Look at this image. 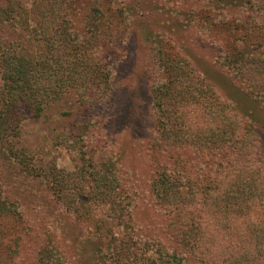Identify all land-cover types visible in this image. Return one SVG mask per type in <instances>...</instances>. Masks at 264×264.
<instances>
[{
  "label": "rangeland",
  "instance_id": "obj_1",
  "mask_svg": "<svg viewBox=\"0 0 264 264\" xmlns=\"http://www.w3.org/2000/svg\"><path fill=\"white\" fill-rule=\"evenodd\" d=\"M95 1L80 0L76 6L80 37L90 36L85 21ZM99 1L107 8L112 0ZM121 2L124 12L112 36L94 45L96 56L111 74L106 95L80 106L78 97L68 93L40 119L22 122L13 144L38 175L29 174L25 164L0 149V264H41L40 250L50 244L44 226L53 220L56 209L47 208L54 195L44 178L53 166L74 172L83 166L84 158L112 162L130 202L136 243L142 249L160 247L170 253L174 246L171 212L157 203L152 192L157 168L164 166L170 172L176 168L183 181L204 184L207 167L264 169V98L250 76L237 74L230 64L234 52L245 48V41L264 59V0H119L112 8ZM26 5L30 7V0ZM157 41L162 50L188 60L195 73L230 104V116L239 125L230 152L206 157L194 149L171 151L154 145V137L160 135V116L152 93L165 80L157 60ZM249 95L256 96L257 102ZM237 103L241 113L236 112ZM182 113L197 128L208 125L206 111L198 106L172 115ZM22 206L26 209L21 211ZM61 207L64 213L57 218L51 240L67 264H113L110 253L95 258L99 247L107 248L110 241L97 239L91 223L93 218L107 219V208L89 214L90 222H81L77 214ZM259 215H264V208Z\"/></svg>",
  "mask_w": 264,
  "mask_h": 264
},
{
  "label": "trees",
  "instance_id": "obj_2",
  "mask_svg": "<svg viewBox=\"0 0 264 264\" xmlns=\"http://www.w3.org/2000/svg\"><path fill=\"white\" fill-rule=\"evenodd\" d=\"M79 1L30 0L28 7L26 0H0V149L25 164L31 175L39 171L30 167L13 144L22 122L40 119L65 94L74 93L81 106L105 96L111 87V74L96 56L94 45L112 36L114 24L124 12L123 3L113 9L119 0H112L107 8L95 1L85 21L90 36L80 37L76 23ZM160 44L157 41V60L165 80L152 93L160 116V135L154 137V145L171 151L194 149L206 157L230 152L239 131L230 116V104L195 73L188 60L162 50ZM230 64L237 74H248L264 98V59L246 41L243 50L234 52ZM192 106L206 111L205 128L190 124L187 114L172 115L181 109L188 113ZM236 106L241 113L238 103ZM216 168H206L207 184L183 181L176 168L170 172L160 166L154 173L153 195L161 207L170 210L173 221L170 253L160 247L142 249L136 243L130 202L112 162L84 158L83 166L74 172L53 166L44 178L54 195L47 208L56 209L53 220L44 226L50 244L40 250L41 264H67L51 240L57 218L64 213L61 206L77 214L81 222H90L89 214L107 208V219L93 218L91 223L97 239L110 241L107 248L99 247L95 258L110 253L113 264H264V215H259L264 208V169Z\"/></svg>",
  "mask_w": 264,
  "mask_h": 264
}]
</instances>
